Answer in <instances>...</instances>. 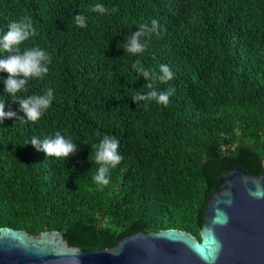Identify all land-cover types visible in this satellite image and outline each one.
Wrapping results in <instances>:
<instances>
[{
    "label": "trees",
    "instance_id": "obj_1",
    "mask_svg": "<svg viewBox=\"0 0 264 264\" xmlns=\"http://www.w3.org/2000/svg\"><path fill=\"white\" fill-rule=\"evenodd\" d=\"M95 4L108 12L90 11ZM78 14L87 27L76 25ZM26 16L37 35L21 49L51 58L27 95L51 88L54 99L35 125L0 123V228L57 231L84 250L170 229L199 240L220 175H258L264 162V0H0V30ZM153 19L160 34L145 38L142 54L125 52V38ZM133 64L156 76L170 67L167 84L150 81L175 89L167 107L131 99L152 90ZM6 78L0 72V101L18 111ZM57 131L77 144L67 160L22 146ZM104 135L119 140L123 156L107 186L94 182L98 165L89 160Z\"/></svg>",
    "mask_w": 264,
    "mask_h": 264
},
{
    "label": "water",
    "instance_id": "obj_2",
    "mask_svg": "<svg viewBox=\"0 0 264 264\" xmlns=\"http://www.w3.org/2000/svg\"><path fill=\"white\" fill-rule=\"evenodd\" d=\"M257 191L262 194H252ZM199 235L198 240L177 229L137 232L110 247L84 250L57 231L32 236L4 227L0 264H264V162L258 175L239 168L220 175Z\"/></svg>",
    "mask_w": 264,
    "mask_h": 264
},
{
    "label": "clouds",
    "instance_id": "obj_3",
    "mask_svg": "<svg viewBox=\"0 0 264 264\" xmlns=\"http://www.w3.org/2000/svg\"><path fill=\"white\" fill-rule=\"evenodd\" d=\"M92 12L106 14L108 9L103 4H95L90 9ZM114 7L112 12H116ZM75 23L81 28L87 27L86 17L82 14L75 15ZM160 24L156 19L151 21V24L142 23L138 25V30L131 33L125 38L123 49L125 52L136 55L142 54L147 47L145 38L150 39L152 34H160ZM37 35L36 29L33 26L31 18L24 17L19 21H12L7 25V31L0 30V50L6 53L0 56V72L7 73V78L3 79V92L12 97L13 103L19 104V110L13 111L11 106L5 111L6 101H0V123L5 118H16L22 123L31 122L35 125L41 117L51 107L54 99L53 90L47 89L43 94L27 95L29 92L28 84L33 79H43L47 75L49 69L48 64L51 63V58L48 53L39 48L32 47L21 49V45L30 37ZM118 47L120 43H118ZM136 72L148 81L147 87L152 89L146 94L137 93L131 99L140 106L144 102V107L147 108L151 101H156L165 107L169 104V98L174 94L175 89L169 87L166 90L157 91L153 88L150 82L153 78L161 83L167 84L172 80L174 73L167 64L159 66L160 74L156 76L152 71L133 64ZM21 113H23L21 115ZM100 136V133H97ZM31 143L38 151H43L47 157L57 159L65 158L66 160L74 155L77 151V144L73 143L70 138H66L59 131L53 137L41 139L37 136H32L30 140H26L22 146ZM119 140L115 136L104 135L95 147L94 161L89 160L98 165L97 171L93 176V180L98 185L107 186L110 183L109 172L116 168L123 160V156L119 151ZM259 196L262 193L259 191L252 193Z\"/></svg>",
    "mask_w": 264,
    "mask_h": 264
}]
</instances>
